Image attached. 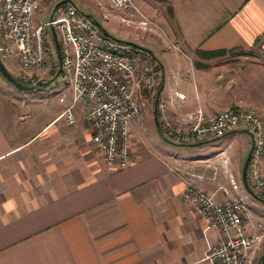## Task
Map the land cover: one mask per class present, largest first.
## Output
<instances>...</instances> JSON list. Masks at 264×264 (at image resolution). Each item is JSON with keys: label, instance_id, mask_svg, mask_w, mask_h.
Wrapping results in <instances>:
<instances>
[{"label": "crops", "instance_id": "1", "mask_svg": "<svg viewBox=\"0 0 264 264\" xmlns=\"http://www.w3.org/2000/svg\"><path fill=\"white\" fill-rule=\"evenodd\" d=\"M131 2L136 11L120 20L140 26L146 18L164 31L153 49H142L157 63L156 97L166 113L183 118L253 107L264 142V0ZM218 50L223 54H211ZM258 55L262 60H254ZM52 90L36 103L20 98L15 110L0 105V264H208L218 233L181 200L186 184L216 202L241 197L244 234H256L264 203L237 184L236 161L225 147L203 158L165 148L154 137L163 135L154 105L144 104L128 127V165L118 169L91 145L79 105L73 124L58 117L69 103L61 81ZM40 107L42 120L33 112ZM260 164L264 176V151ZM263 244L253 243L248 264L263 263Z\"/></svg>", "mask_w": 264, "mask_h": 264}, {"label": "built area", "instance_id": "2", "mask_svg": "<svg viewBox=\"0 0 264 264\" xmlns=\"http://www.w3.org/2000/svg\"><path fill=\"white\" fill-rule=\"evenodd\" d=\"M38 2L0 0V62L13 63L16 67L13 78L21 84L35 86L38 81L34 75L43 70L48 56L52 55L56 70L59 66L57 76L69 93V103L58 117L66 124H73L74 110L79 105L89 141L106 165L118 169L128 165V127L142 106L152 103L160 132L178 144L208 141L234 130L245 132L251 148L245 169L246 183L253 193L264 198L260 164L263 123L255 108L229 107L211 116L199 111L183 118L168 115L164 103L156 97L160 71L147 51L106 35L68 0L55 7L53 17L33 25ZM108 3L128 15L136 11L130 0H108ZM58 101H63V94L58 96ZM228 182L230 190L237 189L230 177ZM218 188L227 193L224 187ZM181 200L217 230V241L206 254L208 264H248L247 254L253 242L264 238V221L252 225L255 235L244 234L243 221L247 214L241 197L216 202L210 195L186 184Z\"/></svg>", "mask_w": 264, "mask_h": 264}, {"label": "rangeland", "instance_id": "3", "mask_svg": "<svg viewBox=\"0 0 264 264\" xmlns=\"http://www.w3.org/2000/svg\"><path fill=\"white\" fill-rule=\"evenodd\" d=\"M60 1L67 0H48L45 3H39L33 13V25L41 24L43 21L49 19V17L54 16L53 7ZM71 1L76 7L83 13L88 15V17L93 20L96 24H98L101 29H103L106 33L111 35V37L116 38L118 40L128 42L130 44L136 45L140 48L153 49L156 40L159 38L157 35L158 32L154 29L153 25L148 24V20L146 18H142L144 20V24L137 26L135 24L125 23L124 20H120L122 15V11L120 9L113 8L109 5L108 0H68ZM131 2V0H130ZM132 3V2H131ZM133 4V3H132ZM152 4L157 6L154 2ZM56 7V6H55ZM148 24V25H147ZM164 33V31H162ZM256 61L262 60V56H255ZM5 69L8 73L13 76V73L16 69L14 65L7 62H2ZM56 71L55 60L52 55L48 56L46 65L42 71L38 72L34 75L33 78H36L39 82L33 90H20L13 87L11 84L6 82L0 76V105L3 107H8L9 109L15 110L18 105L19 99L22 98L24 101H27L28 98L31 99V103H36L39 98H44L49 95H54L55 92L52 90L54 86L58 85L60 82L58 76H54ZM15 79V78H14ZM19 82V81H18ZM25 85V84H24ZM28 85V84H26ZM58 87V86H57ZM42 103V102H41ZM40 103V104H41ZM41 110L34 108V114L39 115V120L44 118ZM152 126L150 129H154ZM155 140L160 142L165 148L171 150H183L184 153L194 154L195 157L198 156L203 158L207 155V153L214 152L216 150L225 147V151L229 157H231V161H236V171H235V179L238 185H240L239 177L236 178V174L240 175L241 166L243 163V156L238 158V154L242 149L250 144L249 136L238 130V133L235 135H223L217 138L214 141H208L200 146H184L182 144L174 143L171 144L164 135L157 134L156 131L153 132ZM183 147V148H182ZM264 151V150H263ZM255 194V193H254ZM247 198L249 197L246 194ZM248 217V215H247ZM254 241L253 243H256ZM259 242V241H258ZM253 246V244H252ZM264 247V244L261 245V248ZM252 248V247H251ZM251 250V249H250ZM249 250V251H250ZM259 253L254 254V258L258 259ZM253 258V259H254ZM251 264H258V262Z\"/></svg>", "mask_w": 264, "mask_h": 264}, {"label": "water", "instance_id": "4", "mask_svg": "<svg viewBox=\"0 0 264 264\" xmlns=\"http://www.w3.org/2000/svg\"><path fill=\"white\" fill-rule=\"evenodd\" d=\"M51 35H52V40H53V43H54V47H55V50H56V53L58 54V50H57V44H56V39H55V35H54V32L51 30ZM59 72V66L55 72V75L54 76H57ZM0 75L2 78L5 79L6 82H8L9 84H11L13 87L17 88V89H20V90H33L37 85H39V82L37 83V85L35 86H29V85H24V84H21L20 82L16 81L9 73L8 71L5 69V67L2 65V63L0 62ZM154 119H155V116H154ZM232 131H229L227 132L226 134L230 133ZM217 138H212L208 141H214L216 140ZM208 141H202V142H196V143H193V144H190L189 146H199L205 142H208ZM250 146H249V149L244 157V160H243V163H242V167H241V170H240V182H241V186L242 188L244 189V191L251 197H254L255 199L259 200L260 202L264 203V200H260L250 189L249 187L247 186V183H246V179H245V169H246V165H247V160H248V157H249V153H250Z\"/></svg>", "mask_w": 264, "mask_h": 264}, {"label": "trees", "instance_id": "5", "mask_svg": "<svg viewBox=\"0 0 264 264\" xmlns=\"http://www.w3.org/2000/svg\"><path fill=\"white\" fill-rule=\"evenodd\" d=\"M65 1H60V2H58L57 3V5L56 6H59V5H62L63 3H64ZM98 25V24H97ZM98 27H99V29L103 32V33H105L106 35H108V36H110L108 33H106L103 29H101V27L98 25ZM223 50H218V51H214V52H212L211 54L212 55H216V54H223ZM56 72V71H55ZM1 76V75H0ZM4 79V78H3ZM5 80V79H4ZM16 80V79H15ZM17 81V80H16ZM256 195V194H255ZM260 200H264V198L261 196V195H256ZM262 264H264V261H263V263Z\"/></svg>", "mask_w": 264, "mask_h": 264}]
</instances>
